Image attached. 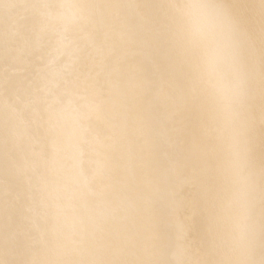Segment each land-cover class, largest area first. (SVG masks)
I'll list each match as a JSON object with an SVG mask.
<instances>
[{
	"label": "snow or ice",
	"instance_id": "1",
	"mask_svg": "<svg viewBox=\"0 0 264 264\" xmlns=\"http://www.w3.org/2000/svg\"><path fill=\"white\" fill-rule=\"evenodd\" d=\"M3 7L38 58L6 78L0 264H264V0Z\"/></svg>",
	"mask_w": 264,
	"mask_h": 264
},
{
	"label": "rangeland",
	"instance_id": "2",
	"mask_svg": "<svg viewBox=\"0 0 264 264\" xmlns=\"http://www.w3.org/2000/svg\"><path fill=\"white\" fill-rule=\"evenodd\" d=\"M2 2L4 1L0 0V23L8 20L9 18H11V21H9L6 27H0V72L2 71H5L7 73L20 72V75L18 77H8V76L2 77L0 83L5 78L7 79L11 78V80L13 81L18 79L20 82H23L28 78L35 79L37 78V75L36 73L33 72V63L38 58L37 50H27L26 52L14 51L16 52V56L20 57L24 62V64L21 66L5 58V55L8 53V49L6 48V44H5L6 30L9 33L14 34L17 28H19L20 25L24 23L22 19L24 13L14 12L12 14H9L8 10L5 7H3ZM6 2H15V0H6ZM21 180L24 182V178L21 177ZM4 181L5 178L0 172V182H4ZM5 194L6 191L2 192V189L0 187V237L3 236L4 234L5 228L9 222V217L10 216L18 217L21 211L20 208L21 202L8 201L6 199ZM7 207H8V213H5ZM2 258H3V253H0V259Z\"/></svg>",
	"mask_w": 264,
	"mask_h": 264
},
{
	"label": "bare ground",
	"instance_id": "3",
	"mask_svg": "<svg viewBox=\"0 0 264 264\" xmlns=\"http://www.w3.org/2000/svg\"><path fill=\"white\" fill-rule=\"evenodd\" d=\"M6 2V0H2ZM2 2V3H4ZM232 3L240 4V5H252L253 3H258V0H230ZM251 10L250 8L248 9ZM11 21V18L8 20L1 22L0 27H6ZM29 50H36L35 48L29 49ZM5 58L13 61L17 65L21 66L24 64L23 60L20 57L16 56V52L11 51L5 55ZM20 75V72L15 73H7L5 71L0 72V80L2 77L8 76V77H18ZM11 80V78H10ZM14 83H19L20 81L18 79L11 80ZM12 114L10 113L8 109V92L6 91V78L3 79L0 83V172L5 178L4 182H0V187L2 189V192L7 191L9 181L12 184V187L15 188L17 191H19V186L22 185L24 182L21 180V177L16 175L15 173V165L9 164L8 161V148H6V137L8 132V125L10 120L12 119ZM259 136V131L257 130V137ZM14 151L17 152L19 156H23V148L24 146L18 143L13 142L11 145ZM259 160V154H257V162ZM15 204V203H12ZM11 205V204H10ZM7 206V205H6ZM5 213H8V207L6 208ZM3 236L0 237V240H2ZM0 253H2V249H0Z\"/></svg>",
	"mask_w": 264,
	"mask_h": 264
}]
</instances>
